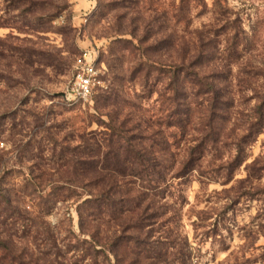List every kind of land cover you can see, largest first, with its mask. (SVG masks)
Masks as SVG:
<instances>
[{
    "label": "rangeland",
    "instance_id": "rangeland-1",
    "mask_svg": "<svg viewBox=\"0 0 264 264\" xmlns=\"http://www.w3.org/2000/svg\"><path fill=\"white\" fill-rule=\"evenodd\" d=\"M84 1L79 7L78 0H0V188L58 238L67 228L78 233L76 205L88 197L81 192L90 181L78 158L97 148L106 123L127 110L118 115L114 97L96 109L100 99L121 89L138 115L155 114L164 79L152 71L143 83V71L133 73V47L166 34L190 39L197 29L215 46L214 63L231 62L233 104L221 135L232 134L199 169L170 179L166 224L184 245L186 264H264V117L260 132L247 135L259 126L254 107L264 99V0ZM232 40L238 49L231 58L222 49ZM87 46L99 50L103 85L86 101H68L72 61ZM163 47L153 59L165 58ZM188 136L175 149L179 156ZM33 226L11 231L24 239ZM71 254L61 264H73Z\"/></svg>",
    "mask_w": 264,
    "mask_h": 264
},
{
    "label": "trees",
    "instance_id": "trees-1",
    "mask_svg": "<svg viewBox=\"0 0 264 264\" xmlns=\"http://www.w3.org/2000/svg\"><path fill=\"white\" fill-rule=\"evenodd\" d=\"M160 42L167 54L158 61L152 57ZM214 48L197 29L190 39L166 34L146 47H133L139 56L133 73L136 69L143 71V83L152 71L163 76L157 112L148 117L138 115L129 93L117 88L100 99L96 109L114 97L118 115L127 110L122 112V118L117 116L116 121L106 123L97 148L78 158L90 180L81 192L88 197L76 205L78 233L67 228L65 237L58 238L46 220L26 216L11 202L10 194L0 188V264H61L60 258H66L68 253H72L67 259L73 264L84 260V264H186L185 247L176 242L166 224L169 205L163 199L170 179L199 169L206 153L217 152L232 134L230 129L229 135H221L233 104L229 90L232 65L229 61L214 63L209 57ZM237 49L232 40L222 50L231 57ZM253 68L259 70L254 66L250 69ZM256 71L251 77L258 74ZM259 99L254 107L259 126L254 132L247 127V135L261 130L264 99ZM186 135L185 150L179 156L175 149ZM236 147L238 152L241 146ZM47 199H42L44 205ZM29 225L35 227H30V234L23 232L24 239L11 231L25 230ZM20 241L25 245L21 246Z\"/></svg>",
    "mask_w": 264,
    "mask_h": 264
},
{
    "label": "built area",
    "instance_id": "built-area-1",
    "mask_svg": "<svg viewBox=\"0 0 264 264\" xmlns=\"http://www.w3.org/2000/svg\"><path fill=\"white\" fill-rule=\"evenodd\" d=\"M102 73L98 48H81L72 61L69 85L64 91V98L72 102L86 101L103 85Z\"/></svg>",
    "mask_w": 264,
    "mask_h": 264
},
{
    "label": "crops",
    "instance_id": "crops-1",
    "mask_svg": "<svg viewBox=\"0 0 264 264\" xmlns=\"http://www.w3.org/2000/svg\"><path fill=\"white\" fill-rule=\"evenodd\" d=\"M78 2H79V7L81 6H84V4H85V1L84 0H78Z\"/></svg>",
    "mask_w": 264,
    "mask_h": 264
}]
</instances>
